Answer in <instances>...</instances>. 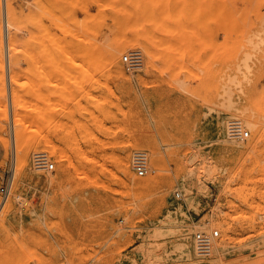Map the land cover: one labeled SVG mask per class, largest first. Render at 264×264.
<instances>
[{
  "label": "rangeland",
  "instance_id": "1",
  "mask_svg": "<svg viewBox=\"0 0 264 264\" xmlns=\"http://www.w3.org/2000/svg\"><path fill=\"white\" fill-rule=\"evenodd\" d=\"M0 27V264H264V0H0Z\"/></svg>",
  "mask_w": 264,
  "mask_h": 264
},
{
  "label": "bare ground",
  "instance_id": "2",
  "mask_svg": "<svg viewBox=\"0 0 264 264\" xmlns=\"http://www.w3.org/2000/svg\"><path fill=\"white\" fill-rule=\"evenodd\" d=\"M10 24L8 23V22H6V26H9ZM0 37H2V28L0 27ZM135 41H132V42H130V43H127V45H132V43H134ZM126 44V43H125ZM144 47V46H143ZM148 50V49H147ZM144 51V50H143ZM153 52V51H152ZM111 55L114 57V54L113 53H111ZM140 55V54H139ZM154 55V54H153ZM141 63H143L142 62V60H141ZM148 68V67H147ZM225 114V113H224ZM255 116V115H254ZM253 117V116H252ZM258 119V118H257ZM262 122V121H261ZM243 123H245V125L246 126H248L250 129H252L253 128V126H256V124H258L259 123V121L258 120H254V119H252L250 116H248L247 117V119L245 120V121H243ZM240 129H241V124L239 123V124H236V125H234L233 127H232V130H234V132H237V131H240ZM18 131H15V138L17 137V140H18ZM218 140V139H217ZM5 142V141H4ZM140 144V143H139ZM225 145V144H224ZM230 145V144H229ZM141 146H144V145H141ZM148 146V145H147ZM147 146H145V147H147ZM237 147V146H236ZM241 147V146H240ZM148 148H150V147H148ZM155 148V147H154ZM132 149V148H131ZM134 149V148H133ZM147 149V148H146ZM150 149H153V146H151V148ZM127 150V149H126ZM154 150V149H153ZM153 150H150L151 152L153 151ZM156 150V149H155ZM72 151V150H71ZM157 151V150H156ZM83 152V151H82ZM150 152V153H151ZM71 153V152H70ZM156 153V152H155ZM59 154H60V152H59ZM83 155H85V153H82ZM81 154V155H82ZM152 154V156L150 157V166L152 167V170L153 171H157L159 168H158V165H157V163L155 162V156L153 155V153H151ZM72 155V154H71ZM82 155V156H83ZM131 155V154H130ZM61 156V155H60ZM60 156H58V157H60ZM64 156V155H63ZM62 156V157H63ZM87 156V155H86ZM65 157V156H64ZM71 157V156H70ZM74 157L76 158V156L74 155ZM149 157V156H148ZM197 156H191V158L189 159V162H190V165H198V163H197V158H196ZM145 158H146V160L148 159L147 158V155H145ZM73 159V158H72ZM74 160V159H73ZM81 160V159H80ZM25 162H26V157L25 156H21V157H19V159H18V161H17V166L20 168V170L22 169L23 170V168H24V165H25ZM76 162V161H75ZM128 162H129V155H126L123 159H121V161H120V164L123 166V168L124 169H126L127 167H128ZM71 163V162H70ZM61 165H62V163H61ZM86 166H84V168H85ZM28 168V167H27ZM86 168H88V167H86ZM94 167H92V169H93ZM65 169V168H64ZM76 169V168H75ZM70 170V169H69ZM77 171V170H76ZM95 171H97V170H95ZM94 171V172H95ZM71 172V171H70ZM89 172V171H88ZM78 173V172H77ZM96 173V172H95ZM123 173V172H122ZM76 174V173H75ZM89 174V173H88ZM30 175V174H29ZM73 175V174H72ZM80 175V174H79ZM83 175V174H82ZM124 175V174H123ZM27 176V175H26ZM156 176V175H155ZM129 177V176H128ZM154 177V176H153ZM25 178V177H24ZM26 178H28V177H26ZM50 178V177H49ZM75 179V178H74ZM130 179H131V177H130ZM129 179V180H130ZM45 180H46V178H45ZM135 180H137V179H135ZM134 180V181H135ZM200 180H201V178H200V172H198V168H197V170H196V167H194L193 169L191 168L186 174H184V175H182V181H184V184H188V188H190V187H192L193 185H195V184H200ZM52 181V180H51ZM138 181H140V180H138ZM142 181V180H141ZM93 182V181H92ZM145 182V181H144ZM143 182V183H144ZM49 183V182H48ZM135 183H136V181H135ZM141 184V183H140ZM146 184V183H145ZM187 186V185H186ZM196 186V185H195ZM199 187H200V185H199ZM145 188V187H144ZM195 189V188H194ZM82 190V189H81ZM71 193V192H70ZM80 194V193H79ZM198 194V193H197ZM71 198V197H70ZM185 203V202H184ZM211 215V214H210ZM185 226V225H184ZM193 226V225H192ZM193 227H195V226H193ZM199 227V226H198ZM190 230L191 229H189V228H186V229H182L181 231H179L180 232V238H179V246L181 247V249H182V253L184 252L185 253V255L187 256V257H189L190 256V254H192L193 252H192V249H191V244H193V251H194V255H195V257H199L200 256V254L198 253V248H197V246H196V243H195V241H194V238H193V236H192V239L190 240ZM163 235V233H162V231H154L152 234H150V236H153V237H160V236H162ZM178 240V239H177ZM224 240V239H223ZM191 241V242H190ZM150 242L146 239V240H144L143 241V244L142 245H140V248H137V249H139V250H141L142 251V253L141 254H143L144 255V257H145V261L147 262V260L149 261L150 260V254H149V248H150V246H148V244H149ZM152 244V243H151ZM157 245V244H156ZM229 245V244H228ZM217 246L215 245V243H213V245L212 244H210L209 246H208V253L211 255L212 253H215L216 251H217ZM156 249H157V246H156ZM137 251V250H136ZM218 252V251H217ZM219 255V254H218ZM144 259V258H143ZM46 264H48V263H46ZM50 264V263H49Z\"/></svg>",
  "mask_w": 264,
  "mask_h": 264
},
{
  "label": "built area",
  "instance_id": "3",
  "mask_svg": "<svg viewBox=\"0 0 264 264\" xmlns=\"http://www.w3.org/2000/svg\"><path fill=\"white\" fill-rule=\"evenodd\" d=\"M140 55L137 52H129L128 54H124L122 56V61L126 65L127 70H135L140 65ZM237 134V133H236ZM241 138H246L248 136V132L244 131L239 134ZM43 159H40V162ZM145 153L137 152L133 158V170L137 176H144L147 173V163H146ZM53 167L52 164H48L46 168L51 169ZM0 193L2 195L7 194V188L5 186H0ZM178 197L179 193H175ZM219 236L218 230H212L209 233L198 231L194 234V241L198 248V253L200 256L208 254V246L212 243L214 239Z\"/></svg>",
  "mask_w": 264,
  "mask_h": 264
}]
</instances>
